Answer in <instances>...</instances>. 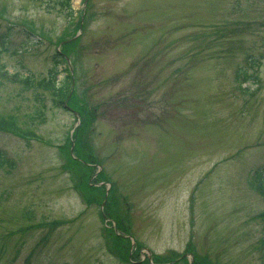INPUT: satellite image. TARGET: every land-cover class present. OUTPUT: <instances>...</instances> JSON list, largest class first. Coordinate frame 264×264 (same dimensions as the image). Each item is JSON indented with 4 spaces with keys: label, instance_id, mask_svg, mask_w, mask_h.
Segmentation results:
<instances>
[{
    "label": "rangeland",
    "instance_id": "1",
    "mask_svg": "<svg viewBox=\"0 0 264 264\" xmlns=\"http://www.w3.org/2000/svg\"><path fill=\"white\" fill-rule=\"evenodd\" d=\"M62 2L0 0V264H264V0Z\"/></svg>",
    "mask_w": 264,
    "mask_h": 264
},
{
    "label": "trees",
    "instance_id": "2",
    "mask_svg": "<svg viewBox=\"0 0 264 264\" xmlns=\"http://www.w3.org/2000/svg\"><path fill=\"white\" fill-rule=\"evenodd\" d=\"M63 2V4L64 3H66V5L67 6H71V3H72V0H62ZM3 35H5V34H3ZM0 39L1 40H3V39H5V37L4 36H0ZM5 41H6V39H5ZM4 44V43H3ZM62 54H61V52H59V51H57L56 52V62H60V61H63L64 59H63V57L61 56ZM251 60H252V62L255 64V65H257V67H258V63H257V61H256V58H254V57H252L251 58ZM255 60V61H254ZM58 64V63H57ZM240 71L242 72L243 71V73L246 75L247 74V69L245 68V67H243V68H241L240 69ZM255 78H256V74L255 75H253ZM57 78V73L55 74V79ZM257 79V78H256ZM55 86H54V88H57V94L60 96V99L62 100V98L64 97V94L66 93V91L68 90V87H69V85H70V79L68 78V80H65L64 82H61V83H59L58 85H56V84H54ZM5 163H9V164H11V165H14V161L13 160H9L7 157H6V154L3 152V151H1L0 150V168L1 167H3L4 166V164ZM256 176L257 177H260V178H263L264 179V173H262V171H259L257 174H256ZM254 187H256V185L254 186ZM260 193L262 194V195H264V185L263 186H261L260 187ZM260 216H261V218H262V221L264 222V210L261 212V214H260ZM110 231H111V234H113L112 236H113V238L116 240V241H118L120 238H123V237H121V236H119L115 231H114V229H113V231L111 230V228L109 229ZM264 232V231H263ZM263 243H264V233H263ZM263 246V250H262V253L264 254V245H262ZM129 253V249H128V252H127V254ZM127 257H128V255H127ZM263 258H264V255H263Z\"/></svg>",
    "mask_w": 264,
    "mask_h": 264
}]
</instances>
